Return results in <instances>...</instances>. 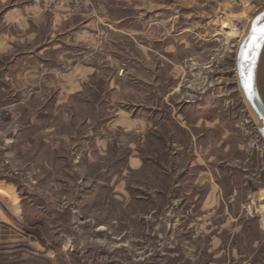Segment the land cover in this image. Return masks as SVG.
Segmentation results:
<instances>
[{"label":"rangeland","instance_id":"1","mask_svg":"<svg viewBox=\"0 0 264 264\" xmlns=\"http://www.w3.org/2000/svg\"><path fill=\"white\" fill-rule=\"evenodd\" d=\"M104 3L54 75L14 60L74 18L0 22V264H264V142L234 74L264 0Z\"/></svg>","mask_w":264,"mask_h":264},{"label":"crops","instance_id":"2","mask_svg":"<svg viewBox=\"0 0 264 264\" xmlns=\"http://www.w3.org/2000/svg\"><path fill=\"white\" fill-rule=\"evenodd\" d=\"M170 2L172 7H169V4H167L165 7L166 14L162 12L163 15H166L167 19L174 16V0H170ZM95 4L96 6L91 10L88 9L89 5H86L87 11H78L79 13H76L74 10L70 11V7L67 5L54 7L55 11H52L54 20L65 22L69 21L70 18H74L71 19L73 20L72 24L64 30L49 32L50 38L47 42L33 51H23L22 58L19 57L14 60V65L18 66L21 64V68L24 70L36 68L40 71L39 74L41 76L57 74V71L62 68L63 62L67 59H73V56L77 54L80 38L87 37L94 26L102 24L103 20L109 21L106 17V3H104V0H96ZM169 9H172L170 14ZM47 10L34 0H0V22L14 24L22 21L30 27L31 23L36 20L45 21L47 14H49ZM156 11L157 13L155 14L154 11H149L151 21H155V19H158V16L162 15L160 9H156ZM103 24L109 25L108 23ZM36 35L37 31L29 30L26 36L35 37ZM9 37V33L0 32V52H3V48L8 44L5 39ZM36 56H38V60L34 59ZM32 63H38V65L29 66Z\"/></svg>","mask_w":264,"mask_h":264},{"label":"water","instance_id":"3","mask_svg":"<svg viewBox=\"0 0 264 264\" xmlns=\"http://www.w3.org/2000/svg\"><path fill=\"white\" fill-rule=\"evenodd\" d=\"M264 55V7L251 18L238 45L234 74L249 120L264 142V91L261 62Z\"/></svg>","mask_w":264,"mask_h":264},{"label":"built area","instance_id":"4","mask_svg":"<svg viewBox=\"0 0 264 264\" xmlns=\"http://www.w3.org/2000/svg\"><path fill=\"white\" fill-rule=\"evenodd\" d=\"M42 4L44 7H56L60 5H69L72 4L74 7H80L81 5H89L90 0H34ZM237 32L239 34H243L245 32V25L242 23H239L238 27L236 28ZM255 199L253 198L251 200V204L254 205ZM248 208L251 209V205H248Z\"/></svg>","mask_w":264,"mask_h":264},{"label":"bare ground","instance_id":"5","mask_svg":"<svg viewBox=\"0 0 264 264\" xmlns=\"http://www.w3.org/2000/svg\"><path fill=\"white\" fill-rule=\"evenodd\" d=\"M224 27H227V24L223 25ZM231 33H228L227 37H230ZM241 38V37H240ZM239 41V40H238ZM262 226L264 227V216H263V220H262Z\"/></svg>","mask_w":264,"mask_h":264}]
</instances>
